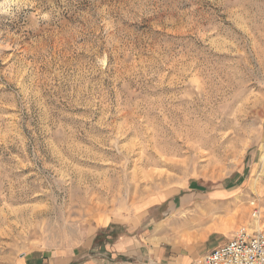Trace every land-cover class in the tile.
Listing matches in <instances>:
<instances>
[{
  "label": "rangeland",
  "instance_id": "1",
  "mask_svg": "<svg viewBox=\"0 0 264 264\" xmlns=\"http://www.w3.org/2000/svg\"><path fill=\"white\" fill-rule=\"evenodd\" d=\"M129 225L264 235V0H0V264H108Z\"/></svg>",
  "mask_w": 264,
  "mask_h": 264
},
{
  "label": "crops",
  "instance_id": "2",
  "mask_svg": "<svg viewBox=\"0 0 264 264\" xmlns=\"http://www.w3.org/2000/svg\"><path fill=\"white\" fill-rule=\"evenodd\" d=\"M129 227V234L121 236L106 247L109 252L108 264H198L207 253L221 246L211 243L208 248L197 251L196 254L177 246L169 250L154 245L149 251L148 246L143 243L144 235L141 236L140 232L132 233L131 226Z\"/></svg>",
  "mask_w": 264,
  "mask_h": 264
},
{
  "label": "built area",
  "instance_id": "3",
  "mask_svg": "<svg viewBox=\"0 0 264 264\" xmlns=\"http://www.w3.org/2000/svg\"><path fill=\"white\" fill-rule=\"evenodd\" d=\"M252 217L260 214L258 207L252 203ZM198 264H264V235L249 233L242 227L232 239L207 253Z\"/></svg>",
  "mask_w": 264,
  "mask_h": 264
}]
</instances>
